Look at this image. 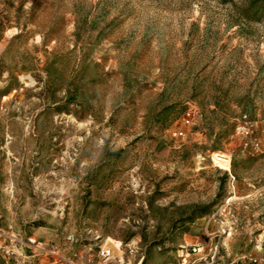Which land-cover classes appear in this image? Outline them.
<instances>
[{"label":"rangeland","instance_id":"obj_1","mask_svg":"<svg viewBox=\"0 0 264 264\" xmlns=\"http://www.w3.org/2000/svg\"><path fill=\"white\" fill-rule=\"evenodd\" d=\"M0 264H264V0H0Z\"/></svg>","mask_w":264,"mask_h":264},{"label":"built area","instance_id":"obj_2","mask_svg":"<svg viewBox=\"0 0 264 264\" xmlns=\"http://www.w3.org/2000/svg\"><path fill=\"white\" fill-rule=\"evenodd\" d=\"M184 121L186 124H190L193 119V114L192 112H187ZM242 134L244 136V144L245 148L249 150H261L262 148V143L261 140L259 139L258 136L255 135V128L253 123L251 122H246L245 125L242 127ZM176 136H185V131L184 130H178L175 132ZM216 158H214V162L216 165H218L220 168L225 169V170H231L232 167V157L225 154V153H220L215 155ZM190 251H194L196 253H199L202 251V246L200 244H196L194 246L189 247ZM101 255L103 258H107L111 255V250L110 249H103L101 251Z\"/></svg>","mask_w":264,"mask_h":264}]
</instances>
